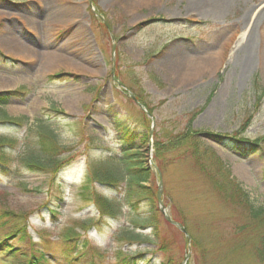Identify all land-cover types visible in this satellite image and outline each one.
<instances>
[{"label": "rangeland", "instance_id": "1", "mask_svg": "<svg viewBox=\"0 0 264 264\" xmlns=\"http://www.w3.org/2000/svg\"><path fill=\"white\" fill-rule=\"evenodd\" d=\"M248 2L253 21L264 3ZM186 6L183 0H141L132 8L120 1L0 0V94H9L3 110L27 118L20 127L0 122V136L14 141L0 151L8 162L0 171L12 173L0 176V213L28 217L32 241L51 257L41 264H183L188 252L186 264H264L249 249L254 233H237L238 209L209 180L218 156L253 204L264 206V28H235L248 19L245 3L221 17L191 15ZM12 41L25 49L10 52ZM121 84L143 97L153 124ZM116 121L139 126L136 142L151 170L145 185L169 217L188 226L191 241L162 214L155 235L147 199L123 183L96 179L118 146ZM47 124L64 147V178L23 164L41 147L38 127ZM188 130L206 135L201 139L211 149L174 145ZM208 133L237 140L223 143ZM156 168L163 177L159 198ZM93 189L113 212L101 211ZM133 231L142 235L130 242ZM21 263L28 260L0 252V264Z\"/></svg>", "mask_w": 264, "mask_h": 264}, {"label": "trees", "instance_id": "2", "mask_svg": "<svg viewBox=\"0 0 264 264\" xmlns=\"http://www.w3.org/2000/svg\"><path fill=\"white\" fill-rule=\"evenodd\" d=\"M136 96L148 106L141 95L136 94ZM8 97V93L0 94V106L6 103ZM199 113L200 110L192 113L191 121H193ZM0 118L3 121H9L15 124L21 123V119H24L11 117L3 110L0 113ZM137 127L139 126L126 125V122H115L118 146L111 148L112 151L104 161V167L95 171V177L99 183L110 187L123 183L128 187L127 192L147 199L148 204L152 206V214L148 226L154 227V233L155 235H158L157 216L161 213L158 209L157 196H155L154 192L145 185V182H148L150 178L151 170L144 162L142 156L143 152L140 151V144L136 142L138 134L136 133ZM38 128V131H40L41 134V147L39 149L35 147L37 152L28 154L29 156L27 155V158L23 162L24 166L30 169L33 173L49 172L51 174L55 173L54 177L59 174L61 178H64V176L69 173L67 171H62L68 164L63 161L65 160V157L62 154L64 147H61L54 129L50 125H41ZM208 135L214 136V138L223 143L227 140H237V138L229 137L231 138L229 139L220 134L208 133ZM178 137L181 140L178 143H174L176 146L183 147L185 146V143H191L197 148L199 144H203L208 150L211 149L204 144V141L201 139V134L200 132H197V130H188L185 135L182 134ZM13 142L14 141L11 139L0 136V151L4 150L8 144L12 145ZM257 145L254 144L253 149H255ZM240 146H247L246 142ZM182 150H185V148ZM115 152H121L120 156ZM191 155L193 156L195 153L191 151ZM195 158L200 162L198 156ZM214 164H216V170H218V172L209 177L213 188L226 202L238 209L239 217L241 219L236 226V231L238 234H244L247 231L254 233V237L249 241V249L250 251L255 252L254 257H256L258 262L264 263V206H255L253 204L249 193L234 177H231L229 169L220 157H215ZM0 165L8 166V162L2 154H0ZM2 172L9 176L12 175L8 170H3ZM24 184V190H28V183L26 180L24 181ZM40 186L41 185L34 187L33 189H38ZM91 192L94 193L96 205L99 204L101 211H112L111 208L113 205H111L109 199H101L99 197L100 195L94 192V189ZM1 210L0 230L3 231V233L0 234V252H10V256L16 257L17 259H27L28 263L26 264H41L42 261L50 262L49 259L51 257H49L44 250L37 248V243L32 241V235L28 231V217L23 216L22 213L18 214L17 212L6 208ZM141 235L142 234H136L133 231V237L129 238L130 242L139 240ZM16 238H19V240L22 241V244H13L12 240ZM195 240L196 239L193 237L192 242L194 245L197 243ZM24 242L25 244H23ZM242 244L240 245H245ZM124 264H129V260L125 259ZM132 264H135V261L132 262Z\"/></svg>", "mask_w": 264, "mask_h": 264}, {"label": "bare ground", "instance_id": "3", "mask_svg": "<svg viewBox=\"0 0 264 264\" xmlns=\"http://www.w3.org/2000/svg\"><path fill=\"white\" fill-rule=\"evenodd\" d=\"M103 1H106V2L120 1L127 8H132L135 6V4H138L141 0H103ZM183 1L187 2V6L183 9V11L187 12L188 14L196 15V16L206 15V16H216V17L223 16L226 12L229 11L232 5L239 4V3H245L247 5V8H246L247 11L245 14L246 16H248V19H244L245 17L241 19L239 23L236 24L235 28L237 30L244 29L245 31H246V28L248 27L250 28L251 31H254L255 29L264 28V6L259 11H257L255 18L252 21L251 17L254 15L256 10L253 8V4H249L248 2L249 0H183ZM258 1H260L261 3L262 2L264 3V0H258ZM75 11H76L75 15L81 11L79 6H77ZM58 18H60V15H58ZM30 21L31 20H28V22ZM29 28L32 30V28L34 29L36 27L34 25H31V27ZM243 36H244V32L242 34L241 40L244 38ZM12 43H13L12 45L14 48L13 49L9 48L10 52L14 50L22 51L25 49V47L17 45L15 41H12ZM225 46L229 47L230 42H226L224 47ZM16 55L23 56L22 52L17 53ZM212 58H215V60H220L218 56L212 57ZM242 176L244 177V173H242Z\"/></svg>", "mask_w": 264, "mask_h": 264}, {"label": "water", "instance_id": "4", "mask_svg": "<svg viewBox=\"0 0 264 264\" xmlns=\"http://www.w3.org/2000/svg\"><path fill=\"white\" fill-rule=\"evenodd\" d=\"M129 94H130V96L136 101V103H137L140 107H142V108L145 110V112L147 113V115L153 119L151 113L148 111L147 108L144 107V105H143L141 102H139V101L135 98V95H134L131 91H129ZM152 134H153V131L151 130V131H150V135H149V144H148V151H149V152H151V147H152V144H151V143H152V141H151ZM150 158H151V155H149V159H150ZM157 169H158V168H157ZM158 172H159V175H160V191H159V195H160V194H161V191H162V175H161V172L159 171V169H158ZM160 203H161V200H160ZM161 207H162V211H163L164 213H166L165 208L163 207V205H162ZM166 219H167L169 222H171L173 225H175L176 227H178V228H179V229H180V230L186 235L187 241H190V236H189V234L187 233L186 228H185L181 223L172 220L168 215H166ZM189 254H190V252L187 253V255H186V259H185V262H186V260L189 258ZM185 262H184L183 264H186Z\"/></svg>", "mask_w": 264, "mask_h": 264}]
</instances>
